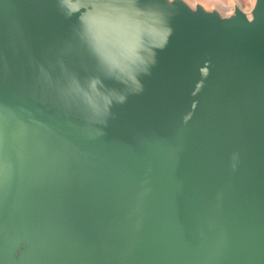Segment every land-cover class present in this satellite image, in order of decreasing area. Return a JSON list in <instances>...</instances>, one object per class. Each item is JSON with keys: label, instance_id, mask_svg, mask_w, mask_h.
<instances>
[{"label": "water", "instance_id": "obj_1", "mask_svg": "<svg viewBox=\"0 0 264 264\" xmlns=\"http://www.w3.org/2000/svg\"><path fill=\"white\" fill-rule=\"evenodd\" d=\"M0 264H264V0H0Z\"/></svg>", "mask_w": 264, "mask_h": 264}, {"label": "rangeland", "instance_id": "obj_2", "mask_svg": "<svg viewBox=\"0 0 264 264\" xmlns=\"http://www.w3.org/2000/svg\"><path fill=\"white\" fill-rule=\"evenodd\" d=\"M189 4L201 3L207 9L216 8L223 13L230 12L234 5H240L241 8L249 12L254 0H186Z\"/></svg>", "mask_w": 264, "mask_h": 264}]
</instances>
